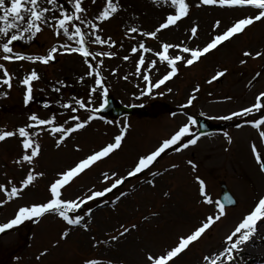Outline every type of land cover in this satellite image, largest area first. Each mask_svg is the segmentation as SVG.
Masks as SVG:
<instances>
[{"label": "rangeland", "instance_id": "obj_1", "mask_svg": "<svg viewBox=\"0 0 264 264\" xmlns=\"http://www.w3.org/2000/svg\"><path fill=\"white\" fill-rule=\"evenodd\" d=\"M106 0H84V6L89 10V17L102 9ZM190 3V13L187 17L162 30L159 39L154 40L142 36L128 39L124 33L128 26H142L145 30H154L173 8L167 5L157 6L153 0H119L122 5L112 19L102 24V35L111 36L117 46L109 49L105 46L91 45L92 50L101 48L117 53L115 57L104 58L101 71L109 87V94L125 105L137 103L152 110L150 116L133 114L107 120L96 119L85 129L74 133L60 148L55 146V138L47 132L39 137L42 145V155L37 158L35 168L45 173L23 191L21 197L0 206V223L12 218L19 206L44 202L49 198V185L57 174L72 167L80 159L85 158L102 146L112 142L118 134L119 126L128 123L130 128L122 147L109 157L96 162L76 177L63 190L65 198H74L82 195L89 188L95 186L101 190L108 186L103 181L102 173L117 172L126 175L139 155L154 149L164 138L169 137L183 123L188 116H203L212 122L232 123L260 118L258 113L248 117H234L231 120L221 119L232 112L249 107L255 103L258 93L264 91V57H245V51L264 52V20L256 21L247 27L241 34H236L229 41L223 42L216 49L205 54L193 66H185L178 62V73L161 85L153 89L151 95L140 93L146 85L141 76L136 74V62L139 54H132L131 48L138 41H144L148 47L159 50L160 42H184L190 47H203L216 34L226 30L235 21L246 16H254L257 9L254 6L222 7L219 5H200V0H187ZM71 9V5H66ZM221 22L220 28L213 27L215 22ZM199 25L196 38L189 39L190 28ZM135 35V34H133ZM53 31L47 27L38 34L31 43L18 42L17 51L27 54H46L48 49L57 42ZM59 40L66 41L61 36ZM71 43V42H69ZM123 43V48L119 44ZM171 51V50H170ZM131 58L123 60V56ZM146 65L141 69L144 74L150 75L153 82L161 78L168 70L163 63L157 61L156 68L147 72V62L157 59L152 54H145ZM100 58L98 57L97 60ZM54 64L32 63L16 61L7 63L8 71L13 74V87L8 90L0 86V91H9V95L0 97V130H15L28 123V116L37 113L42 118L52 112L64 110L55 103L58 99L67 102L73 96L85 97L94 79L86 77L84 83L78 82V77L87 71V65L79 54H58ZM241 60L247 63L241 64ZM3 62V61H0ZM33 68L37 70L40 79L34 81V100L27 106L24 104L25 88L19 83ZM227 68V73L218 80L208 81L219 70ZM112 69H118L115 74ZM261 73L259 77L256 73ZM2 75V72H0ZM128 76V79H124ZM58 81H64L68 86L61 89V93L54 92L53 86L59 87ZM199 86V91L193 90ZM168 89H171L169 92ZM160 93H163L162 95ZM196 99L187 105L190 96ZM167 104L170 110L164 108L160 102ZM52 101L51 107L44 109V103ZM102 97L99 92L94 97L93 104L99 106ZM151 103H154L151 109ZM175 113V115H173ZM81 118L87 113L81 110ZM65 117L58 116L59 120ZM245 120V121H246ZM106 121H113L108 123ZM241 127H229L223 131H216L202 136L195 146L182 151L170 148L166 154L158 158L151 171H160L161 176L156 179V186L146 183L152 179L149 170H145L137 177H131L124 184L107 194L106 197L90 201L83 209L84 214L88 207L92 209V216H85L90 220V231L75 228L67 241H61L59 247L54 242L59 239L64 223L55 215H46L36 222L35 219L25 221L18 227L0 234V264H82L84 258L96 257L104 260H123L125 264H143L144 249L159 251L173 245L177 237L189 233L197 226L206 214L213 209L201 203L198 186L193 181V173L187 165L188 159L199 165V174L206 178L208 192L214 199L219 198L221 191L218 185L223 181L238 203L230 208L226 207L227 216L211 228L204 237L195 242L175 260V264H200L201 256L221 247L222 237L227 233L226 225L232 218L237 222L242 214L253 206L259 196L264 195V174L259 171L255 162L251 144L255 142L258 151L264 153V139L259 137V130L249 124ZM264 130V125L261 126ZM197 131V126H194ZM228 132L232 137L229 144L223 135ZM21 139L7 138L0 142V184L13 183L25 177L30 167L26 162L22 165L14 163L23 152ZM79 145L80 150H77ZM227 149V150H226ZM172 164L179 165L172 169ZM110 183V182H109ZM11 187L10 184H8ZM121 191L129 193L122 197L115 205L111 203ZM171 191V196L165 197L164 192ZM4 194L0 193V199ZM105 200L108 201L105 204ZM159 213L157 216L144 217L148 214ZM121 223L139 225L138 230L132 231L116 244H101L93 247L92 237L97 240H106L115 234L114 229ZM264 221L258 223V235L255 246L259 247L257 254H248L244 250L241 254V264H264ZM47 248L49 251L39 260L37 256ZM251 248L250 243L244 249Z\"/></svg>", "mask_w": 264, "mask_h": 264}, {"label": "snow or ice", "instance_id": "obj_2", "mask_svg": "<svg viewBox=\"0 0 264 264\" xmlns=\"http://www.w3.org/2000/svg\"><path fill=\"white\" fill-rule=\"evenodd\" d=\"M93 5L96 0H91ZM157 6L167 5L173 8V12L167 14L163 22H160L154 30H145L142 26H128L125 30V37L135 39L136 36L159 39V33L162 30L168 29L170 26H176L177 22L182 18L187 17L190 13L191 5L187 0H153ZM66 5H71V9ZM200 5H219L222 7H237V6H254L258 11L254 16H246L235 21L226 30L216 34L203 47H190L184 42L170 43L166 41L160 42L159 50L148 47L144 41H138L131 48L132 54H139L136 62V74L141 76L145 82L146 88L142 90L140 95H151L153 89H159L166 81L174 77L178 73V62H183L184 65L193 66L205 54L216 49L225 41H229L236 34H241L245 29L251 26L256 21L264 20V0H200L197 7ZM122 5L119 0H106L104 6L98 13L89 17V10L84 6V0H0V86H6L8 90L13 87L14 76L8 71L7 63L16 61H29L32 63H43L48 65L54 61L58 54L69 53L79 54L87 65L88 71L78 77V82L84 83L86 77H92L94 83L89 87V91L85 97L73 96L67 102L58 99L55 101L63 112H52L50 116L42 118L37 113H31L28 116V123L19 126L15 130H0V142L7 138L18 137L21 139L22 155L14 161L16 164L22 165L27 163L30 167L27 169L25 177L13 183L11 180L8 184H0V193L4 194V198L0 199V206L12 201L15 198L21 197L23 191L32 185L38 177H42L45 173L37 171L35 162L42 155V145L39 137L47 132L55 138V146L60 148L74 133L85 129L92 121L96 119H104L99 113L108 105L109 87L106 84V79L101 71L104 66V58H112L117 55L111 50L101 48L94 51L91 45L107 46L109 49L117 46V41L111 36L104 37L102 24L112 19L120 10ZM221 22L217 20L213 25L214 28H220ZM51 29L54 35L58 38L57 42L48 49L46 54H27L23 51L16 50L18 42L31 43L35 40L38 34L42 33L44 28ZM199 25H194L190 28L189 39L196 38L198 35ZM135 34V35H133ZM65 37L66 41L62 42L59 37ZM123 48V43L119 44ZM171 50V51H170ZM145 54H152L157 59H152L147 62L146 71L150 72L156 68L157 61L163 63L170 70L161 78L153 82L150 75L144 74L141 69L146 65ZM245 57H264V52L256 51L254 54L251 51L243 53ZM100 58L97 60V58ZM131 58L129 55L123 56V60L127 61ZM241 64L247 63L246 60H241ZM118 69H112L115 74ZM228 69L224 68L217 71L208 81L218 80L227 73ZM261 73H256L259 77ZM128 79V76H124ZM40 79V75L35 68L26 74L19 83L25 88L24 104L29 105L34 100L33 88L34 81ZM60 86H53V91L61 93L63 87L68 85L64 81L57 82ZM8 90L0 91V97L6 98L10 93ZM170 92L171 89H168ZM194 92L199 91L197 86ZM99 92L102 97V102L99 106L93 104L95 95ZM161 95L163 93H160ZM196 99L192 95L187 100V105H191ZM52 101L44 103L45 108L51 107ZM83 110L87 113L85 118H81L79 114ZM253 113H258L260 118L255 120H246L245 123L259 130V137L264 139V130L261 126L264 125V91L258 93L255 97V103L249 107L242 108L239 111L232 112L228 116L221 119L231 120L234 117H248ZM175 115V113H173ZM58 116L65 117L59 120ZM114 123L113 121H106ZM198 121L193 116H188L187 122L178 127L169 137L164 138L154 149L139 155L133 166L127 171L126 175H119L117 172L102 173L103 181L108 184L101 190H96L95 186L89 188L82 195L74 198H65L63 190L69 186L71 182L78 177L86 169L91 168L96 162L103 158L109 157L116 150L122 147L130 124L124 123L119 126L118 134L114 135L112 142L102 146L99 150L92 152L85 158L80 159L74 166L67 168L57 174L49 185V198L40 203H32L22 205L17 208L12 218L6 222L0 223V234L6 233L15 227L20 226L25 221L35 219L39 222L40 218L46 215H55L60 219L65 227L60 233L59 239L54 242V246L59 247L61 241H67L72 231L79 227L84 231H90V220H86L85 216H92V209L88 207L84 214H81V209L90 201H96L97 198L106 197L107 194L118 189L119 186L125 183L130 177H137L145 170H149L152 179L146 181L152 187L156 186V177L161 176L160 171H151V168L162 154H166L167 150L172 148L179 152L188 149L190 146H195L201 137L205 135L203 132L194 131V126ZM242 125H237L241 127ZM223 135L227 138L228 143L232 142V137L228 132ZM77 150H80L79 145H76ZM227 150V149H226ZM251 150L255 162L261 173H264V153L258 151L255 142L251 144ZM193 173V181L198 186V193L201 203L209 206L213 210L205 215L203 220L194 227L189 233L177 237L173 245H169L154 251L152 249H144L143 264H175L176 258L183 254L195 242L200 241L204 235L213 228L218 222L227 216L226 205L235 206L238 201L228 193L223 194L222 198L214 199L208 192V184L206 178L199 174V165L192 159L186 161ZM172 169L179 167L177 164L170 166ZM110 182V183H109ZM127 192L121 191L111 201L115 205L122 197H126ZM165 197L171 196V191L163 193ZM108 203L107 200L104 201ZM159 213H152V216H157ZM145 220L149 217L145 216ZM264 221V195L258 197L241 218L233 225L231 229L222 237L221 247L213 252L201 256L200 264H241L243 260L242 253L244 247L249 243L255 244V238L258 235V223ZM139 225L136 223L124 224L121 223L118 228L114 229L113 235H110L106 240H97L92 237L93 247H98L101 244H116L121 238H125L134 230H138ZM264 240V236L260 237ZM45 248L37 259L48 253ZM82 264H105L104 260L96 257L84 258ZM107 264H125L123 260L114 261L107 260Z\"/></svg>", "mask_w": 264, "mask_h": 264}, {"label": "water", "instance_id": "obj_3", "mask_svg": "<svg viewBox=\"0 0 264 264\" xmlns=\"http://www.w3.org/2000/svg\"><path fill=\"white\" fill-rule=\"evenodd\" d=\"M107 99H108V105L99 113L100 115L108 116V117L109 116H120V115H123L124 113L130 114L133 112H141V113L147 114L144 109H141L135 106H131L129 108L123 107V106H120L117 102H115L111 97H108ZM197 121L200 126L198 132L206 133L213 129L223 127L221 125H211L204 119H197ZM221 186L223 188V191H222V196H223V194L228 193V192H227V189L224 187L223 183H221Z\"/></svg>", "mask_w": 264, "mask_h": 264}, {"label": "bare ground", "instance_id": "obj_4", "mask_svg": "<svg viewBox=\"0 0 264 264\" xmlns=\"http://www.w3.org/2000/svg\"><path fill=\"white\" fill-rule=\"evenodd\" d=\"M158 177H156L155 179H157ZM129 194V193H128ZM148 217H152V214H148ZM233 218V217H232ZM230 219L229 222L227 223L226 225V230L228 231L229 229H231L233 227V225L236 223L233 219ZM251 245V248H247V249H244V250H247L246 252L248 254H257V252H259V247L260 246H255L256 244H253V243H250Z\"/></svg>", "mask_w": 264, "mask_h": 264}]
</instances>
